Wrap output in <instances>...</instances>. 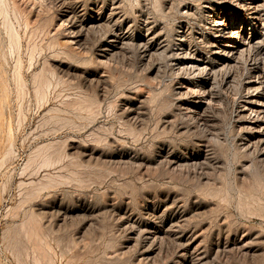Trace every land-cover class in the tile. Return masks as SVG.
Wrapping results in <instances>:
<instances>
[{"label":"rangeland","instance_id":"rangeland-1","mask_svg":"<svg viewBox=\"0 0 264 264\" xmlns=\"http://www.w3.org/2000/svg\"><path fill=\"white\" fill-rule=\"evenodd\" d=\"M208 2L0 0V264H264V146L236 110L264 44L205 107L177 90L198 83L177 33L204 54ZM238 9L216 15L245 27Z\"/></svg>","mask_w":264,"mask_h":264},{"label":"bare ground","instance_id":"bare-ground-1","mask_svg":"<svg viewBox=\"0 0 264 264\" xmlns=\"http://www.w3.org/2000/svg\"><path fill=\"white\" fill-rule=\"evenodd\" d=\"M228 1H231L236 9L239 7L242 9V13L240 14L241 16L247 15V17L252 21H244L243 24L245 27L236 26V24H230V22H226L224 19H221L219 14L216 15V13H218L219 6L226 4ZM116 8L117 6H113L111 8L112 12L111 14L109 13L110 15L108 14L110 18L118 13L115 10ZM205 8H207L209 14L213 13L215 16L212 23H210V28L214 35L209 42L210 45L204 48L205 53L203 54L201 50L189 44L186 39V34L183 31H179V33H177L178 46L176 48V61L179 69L186 70L191 75L194 73V76L196 75L198 80V83L196 81L193 83L185 82L186 84L182 82L177 86V90L179 93H183L185 90L189 91L191 98L194 99L193 101L198 102L201 107H205L206 103L213 99L214 94L212 95L211 90L214 82V73L223 70L226 73V79H228V81H232L230 79H233V68L238 66L237 64L240 61L239 59L244 56L243 54L248 53L246 58H249L248 56L250 51H258V49L262 48L261 46L264 44V40L261 39L262 37L264 38V20H262V26L259 30H257L258 24H256L258 20L264 19V0H209L207 5H205ZM239 11L234 10V13L236 14ZM68 12L72 11L69 10ZM66 15L69 16V13ZM102 18L103 16L100 15L93 18L91 22H99ZM248 32L249 35H246ZM123 33L124 32H122V30H111L106 33L107 37L105 38L107 43L101 45L102 57L108 56L112 51L121 48V45L124 44L128 38ZM146 34L148 38L144 43V46L146 47L145 49L153 50L162 47L161 40L158 41L160 31L155 33L153 29L148 28ZM255 62L253 65L249 64V75H247V78L243 82L242 87H244V91L243 94L240 95L241 105L238 102L240 106L239 109L236 110H238L239 116L244 120L246 128L259 132L256 140L260 143V145L264 146V74L261 71L263 67L261 68L260 65ZM198 90H203V92L200 93Z\"/></svg>","mask_w":264,"mask_h":264}]
</instances>
